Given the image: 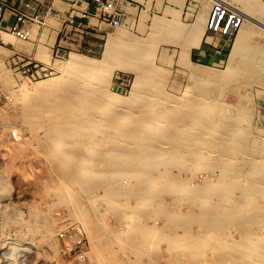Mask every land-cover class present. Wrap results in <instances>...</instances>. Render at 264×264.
I'll use <instances>...</instances> for the list:
<instances>
[{"label":"rangeland","instance_id":"1","mask_svg":"<svg viewBox=\"0 0 264 264\" xmlns=\"http://www.w3.org/2000/svg\"><path fill=\"white\" fill-rule=\"evenodd\" d=\"M125 2L122 24L100 25L89 41L93 51L77 53L89 64L64 76L61 88L25 104L9 100L11 92L36 81L3 85L0 177L13 187L2 200L10 207L0 234L26 247L19 264H264L263 29L255 27L246 56L227 71L235 34L221 65L189 58L196 46L186 40L208 1ZM108 37L117 41L112 49ZM29 43L34 50L39 41ZM67 59L50 58L56 71L42 80L58 76ZM144 69L150 72L136 83ZM103 89L112 95L101 96ZM147 124L156 130L148 139ZM150 136L164 143L151 145ZM89 169L92 177L80 176ZM69 226L83 232V261L74 263L56 239Z\"/></svg>","mask_w":264,"mask_h":264},{"label":"built area","instance_id":"2","mask_svg":"<svg viewBox=\"0 0 264 264\" xmlns=\"http://www.w3.org/2000/svg\"><path fill=\"white\" fill-rule=\"evenodd\" d=\"M126 0H0V42L6 46L1 31L8 32L17 41L36 40L46 27L55 30L51 46V61H62L71 53H90L93 45L89 42L100 25L118 27L126 17L127 11L121 3ZM133 1V0H129ZM63 3L65 8H59ZM8 14L6 27L2 26L5 14ZM243 17L230 4L213 1L209 5L203 37L216 39L220 36L231 38L243 22ZM56 26H51L50 21ZM94 20L95 23H91ZM11 45V44H10ZM12 46V45H11ZM3 65L12 73L15 83L41 80L56 70L49 62L36 59L32 53L13 51L3 58ZM6 97L0 81V108ZM56 239L62 244L63 254L75 262L85 258V237L78 227H66L56 232ZM15 237L12 233L0 234V264L19 260L21 251L13 249Z\"/></svg>","mask_w":264,"mask_h":264},{"label":"bare ground","instance_id":"3","mask_svg":"<svg viewBox=\"0 0 264 264\" xmlns=\"http://www.w3.org/2000/svg\"><path fill=\"white\" fill-rule=\"evenodd\" d=\"M205 1H208L207 2L208 5H206L203 9H198V11L196 12V18L193 21L192 29L190 30L189 36H188V38L186 40L188 46H198V44H199V42H200V40H201V38L203 36V28H204V23H205V19H206L207 9H208L209 3L213 2V1H222V2L228 3L225 0H205ZM181 4H183V2ZM230 6L233 7L240 15H242V17L244 18V22L240 25L239 29L236 31L235 36H234V39L232 41V45H231L230 50L228 52V55H227V65L225 66V69H227V71L231 70V67L229 66L230 62L237 61L238 59L243 58V57L246 56L245 49H246V47L249 44L248 43L249 42V38L252 35H254L255 32L257 31L256 29H258V28H255V27L258 26V27L262 28L263 31H264V21L262 20V18L264 19V6L263 5L261 6V4H259L256 0H250V2L247 3V4H245L242 8L236 7L235 5L233 6L231 4H230ZM8 17L9 16L6 13L5 16H4L3 22H2V26L5 27L7 25ZM94 22H95L94 20H91V23H94ZM50 25L51 26L52 25L53 26H56V23L51 20L50 21ZM101 26H102V24H101ZM44 30H45L46 33L43 34V35H41L42 34L41 33L40 34L41 36L39 35V37L37 38V40L39 41V43L34 47V50H33V46H32L31 43H29V42L28 43L27 42H20L19 43L18 41L14 40L13 37H12V35L9 34L8 32L1 31V37H2L3 41L6 44H11L12 45V48H10V49L9 48H6L5 46L4 47H0V81L2 82V84L4 86H10L11 84H16V83H14L13 78L9 76L8 70H7V68H5V66L3 65V62H2L3 61V58L4 57H7L10 52L12 53L13 51L23 50L25 53H32V54L34 53L33 56L36 59H38V60H40L42 62H46V63H49L50 62L49 61V59H50V52H51V46H52V44L54 42L55 30L53 28H51V27H46ZM108 38H109V40L107 42V49L108 48H111L112 49V47L117 43V41L116 40H113L111 37H108ZM252 52L253 51H251L249 53V55L252 54ZM86 64H89V60L87 59V57L81 56V55H79L77 53H71L69 55L68 59L62 65H59L58 66V68L61 71V73L58 76L51 77L48 80H42L41 79L39 81L37 80L36 82L33 81L34 83L32 84L31 88H26L25 85L22 83L21 85H19V87L17 89H15L14 91L11 92L12 95L9 97V100H11V101L21 100L25 104H31L32 97L39 96V95L45 93L47 90H49V89H51L53 87L54 88H61L58 84H59V81H61V79L64 76H66L67 74L71 73L72 70H75V71L80 72L81 71V68H84ZM142 64L145 66L144 63H142ZM147 68L149 70H151L150 69L151 68L150 66L147 67ZM145 70H147V69L137 70L135 72V78H134L135 80L134 81L136 83H140L141 80L144 78L145 74L147 73ZM148 72H150V71H148ZM199 72L200 73H203V71H199ZM151 73L154 74V71H152ZM83 74L86 75L85 72H83ZM153 80H155V78ZM25 83H28V82H25ZM100 86H96V87H100ZM91 88L94 89L93 87H91ZM103 91H104V89H103ZM87 92H88V90H87ZM92 92H94V91H92ZM98 93L101 94V96H103V97H110L112 95V92L111 91H104V92H101L100 91ZM87 94H89V92ZM87 94L85 93L84 94L85 96L84 95L83 96L81 95V97L84 98V97H86ZM86 99H87V97H86ZM0 112H1V109H0ZM170 127H172V125ZM142 129H144L142 131L146 132L145 133L146 134L145 135L146 138H147V135L148 134H151V133L156 132V130H154L155 129L154 126L153 125H149V124L144 125V127ZM203 131L207 132L208 129L205 128V130H203ZM14 134H15V132H14ZM163 134L160 131V132H158L157 135L163 136ZM9 135H10V138H11V131H10ZM164 135H165V137H167L166 135H168V134L165 133ZM150 137H151V140L149 139L147 141H149L151 145L152 144H155V143L159 145V143L163 142L162 141V137H160V138L157 137L158 138L157 140H156V137H152V136H150ZM152 140L154 142H152ZM141 142H142V140H141ZM2 145L5 146V147L7 146L6 144H3V143H2ZM80 145H81V148L84 151H87V147H86V145L84 143H80ZM209 145H210V143H209ZM211 147H213V146H211ZM205 151H207V150H205ZM177 154H179V153H177ZM146 156H147V154H146ZM176 156H178V155H176ZM127 157L125 155V157H119V159L122 161V160L128 159ZM134 157H136V156H134ZM149 157L152 158L153 155L152 156L149 155L148 157H146L147 159L144 156L145 160H147V161L149 160L148 159ZM96 158L97 157H95L94 160ZM98 158H99V156H98ZM172 159L174 160V158H172ZM180 161H181V159H180ZM174 163H176V162H174ZM92 175H94V172H92V170L89 169L87 172L82 173L80 176H82V177H92ZM101 177L102 176H100V179H101ZM3 179L0 177V222H1V220L4 221V217L3 216H4V214L7 215V211H8L7 208L10 207V203H9L8 200H7L8 201L7 203H2V200H3L4 197H9L10 196L11 191H12V187H13V185H12L13 183L11 184L8 180H5V179L3 180ZM208 182H209V184L211 186L214 184V182L211 180V178L208 179ZM211 186H205V187H207V190H208V189H210L208 187H211ZM185 189L186 188L184 186H181L180 189H178V193L180 194V196L185 192ZM203 191H204V189L202 190V192ZM204 192H207V191H204ZM221 195H223V194H221ZM194 196H195V193H194ZM4 199H6V198H4ZM188 202H190V201H188ZM207 206H208V204H207ZM3 207H5V209ZM71 211L73 212V210H71ZM2 213H4V214H2ZM15 214H17V213L15 212ZM212 216L210 215V217H212ZM215 217H217V216H215ZM246 225L247 226L250 225L248 221L246 222ZM48 231L50 232V230H48ZM47 234H51V233H47ZM89 236H90V232H89ZM23 245L24 244H21V245L19 244V245H15V246L12 245V246H14V248L16 249L15 251H18V250H25L26 249V247L23 246ZM21 256H22V252H21ZM4 264H19V262H18L17 259L16 260L13 259L11 261L5 262Z\"/></svg>","mask_w":264,"mask_h":264},{"label":"crops","instance_id":"4","mask_svg":"<svg viewBox=\"0 0 264 264\" xmlns=\"http://www.w3.org/2000/svg\"><path fill=\"white\" fill-rule=\"evenodd\" d=\"M121 6L124 8L125 3L122 2ZM229 42L230 38L226 36H220L213 40L202 36L198 46L190 49L189 58L198 64L219 66L225 59ZM123 85V78H118L114 84L116 89H121Z\"/></svg>","mask_w":264,"mask_h":264}]
</instances>
